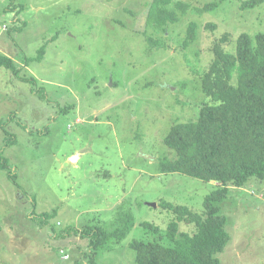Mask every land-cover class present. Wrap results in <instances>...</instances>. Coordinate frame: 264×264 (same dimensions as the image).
<instances>
[{
  "label": "rangeland",
  "instance_id": "374dc122",
  "mask_svg": "<svg viewBox=\"0 0 264 264\" xmlns=\"http://www.w3.org/2000/svg\"><path fill=\"white\" fill-rule=\"evenodd\" d=\"M153 1L0 0V53L21 68L15 75L0 67V147L13 134L2 150L15 174L12 182L0 169V264H132L130 243L152 238L141 222L165 229L173 218L160 203L201 212L218 184L160 172V158H173L163 137L195 120L206 101L201 77L215 38L227 33L223 48L233 52L241 32L264 33V3L179 0L186 11L176 10L163 33L154 7L149 20ZM209 3L217 5L199 11ZM191 22L195 37L184 46ZM31 76L33 85L22 79ZM230 188L220 203L229 239L216 256L220 264H264V178ZM122 201L134 225L93 261L85 239L59 235L92 221L109 225ZM33 205L38 214L56 208L54 231L32 219Z\"/></svg>",
  "mask_w": 264,
  "mask_h": 264
},
{
  "label": "trees",
  "instance_id": "16d2710c",
  "mask_svg": "<svg viewBox=\"0 0 264 264\" xmlns=\"http://www.w3.org/2000/svg\"><path fill=\"white\" fill-rule=\"evenodd\" d=\"M162 1H153L149 20L154 7V29L157 31L161 27L164 33L167 20L177 15L176 10L184 14L186 4L165 0L169 7H161ZM261 3L264 0H246L241 6L253 8ZM216 5L206 4L199 11L210 10ZM205 27L213 31L216 24L209 22ZM195 29L196 24L191 22L184 46L194 39ZM215 39L211 47L213 57L201 77L206 101L200 105L195 120L174 123L163 137V142L173 151V158H160L158 169L162 173L179 172L218 184L205 196L201 212L182 204L160 203L171 211L173 218L165 229L148 221L141 222L152 238L130 243L135 253L132 264H220L216 253L223 250L229 239L225 228L227 218L220 213V203L231 192L230 186L241 188L250 178H264V33L241 32L233 52L223 48L228 41L227 33ZM43 54L44 45L38 49L37 59ZM0 67L15 75L21 69L12 57L3 53H0ZM22 79L32 85L36 82L33 76ZM64 107L69 108V105ZM13 140V134H7L0 147V169L15 182V174L2 150ZM125 207L127 203L122 201L109 225L92 221L81 229L68 226L59 235L63 237L66 232L85 239L91 251L89 260L93 261L96 250L122 240L133 227L134 214ZM56 213L53 208L38 214L34 205L29 211L34 221L49 226L52 231L55 228L50 226V220ZM181 221L192 224L194 231H181L178 226Z\"/></svg>",
  "mask_w": 264,
  "mask_h": 264
},
{
  "label": "bare ground",
  "instance_id": "6f19581e",
  "mask_svg": "<svg viewBox=\"0 0 264 264\" xmlns=\"http://www.w3.org/2000/svg\"><path fill=\"white\" fill-rule=\"evenodd\" d=\"M78 158V155L75 154L73 157H71V160H76Z\"/></svg>",
  "mask_w": 264,
  "mask_h": 264
},
{
  "label": "water",
  "instance_id": "95a60500",
  "mask_svg": "<svg viewBox=\"0 0 264 264\" xmlns=\"http://www.w3.org/2000/svg\"><path fill=\"white\" fill-rule=\"evenodd\" d=\"M151 206H153V205L151 204ZM154 206H155V204H154Z\"/></svg>",
  "mask_w": 264,
  "mask_h": 264
}]
</instances>
